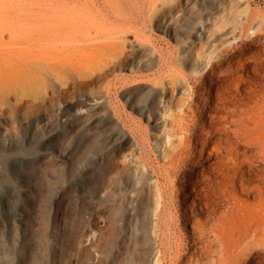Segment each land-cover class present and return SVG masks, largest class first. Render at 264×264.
Masks as SVG:
<instances>
[{"label": "rangeland", "instance_id": "rangeland-1", "mask_svg": "<svg viewBox=\"0 0 264 264\" xmlns=\"http://www.w3.org/2000/svg\"><path fill=\"white\" fill-rule=\"evenodd\" d=\"M16 1L0 0V10ZM22 2L77 15L95 43L94 78L70 82L41 118L24 108L11 116L0 112V264H106L109 154L125 141L121 153L154 165L163 161L157 140L167 147L169 136L192 138L201 118L187 104L205 62L196 54H264V0ZM85 37L79 32L76 41ZM239 39L248 40L237 48ZM2 40L6 48L16 44L9 35ZM169 78L176 79L178 99L169 98ZM199 102L191 103L195 113ZM185 122L191 127L183 128ZM173 230L165 260L174 256V242L190 237L186 229ZM147 237L133 224L118 232L126 264H144L138 257ZM165 263L171 264H159Z\"/></svg>", "mask_w": 264, "mask_h": 264}, {"label": "bare ground", "instance_id": "bare-ground-1", "mask_svg": "<svg viewBox=\"0 0 264 264\" xmlns=\"http://www.w3.org/2000/svg\"><path fill=\"white\" fill-rule=\"evenodd\" d=\"M22 1L0 10V112L11 116L24 108L25 115L39 112L41 118L70 82L94 78L95 43L73 12L35 9ZM79 32L86 35L82 44L76 41ZM4 35L14 38L15 46L4 47ZM249 39L261 44L257 37ZM201 57L198 113L191 107L193 96L187 104L201 118L194 136H169L167 147L157 140L163 161L154 165L121 153L125 141L108 156L106 264H126L117 235L131 224L148 235L138 257L144 264H264V54H196V60ZM169 80V98L178 99L176 79ZM181 141L185 145L178 146ZM175 227L190 237L174 242V256L165 260Z\"/></svg>", "mask_w": 264, "mask_h": 264}]
</instances>
